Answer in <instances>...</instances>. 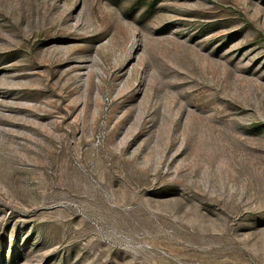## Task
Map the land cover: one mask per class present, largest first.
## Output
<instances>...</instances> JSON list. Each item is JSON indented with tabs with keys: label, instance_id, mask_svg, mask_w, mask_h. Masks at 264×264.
Listing matches in <instances>:
<instances>
[{
	"label": "rangeland",
	"instance_id": "obj_1",
	"mask_svg": "<svg viewBox=\"0 0 264 264\" xmlns=\"http://www.w3.org/2000/svg\"><path fill=\"white\" fill-rule=\"evenodd\" d=\"M0 264H264V0H0Z\"/></svg>",
	"mask_w": 264,
	"mask_h": 264
}]
</instances>
